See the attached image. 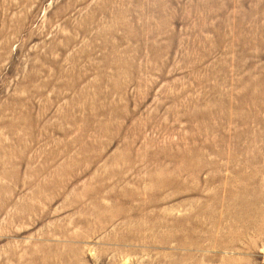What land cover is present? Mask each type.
I'll return each mask as SVG.
<instances>
[{
	"label": "rangeland",
	"instance_id": "rangeland-1",
	"mask_svg": "<svg viewBox=\"0 0 264 264\" xmlns=\"http://www.w3.org/2000/svg\"><path fill=\"white\" fill-rule=\"evenodd\" d=\"M0 264H264V0H0Z\"/></svg>",
	"mask_w": 264,
	"mask_h": 264
}]
</instances>
